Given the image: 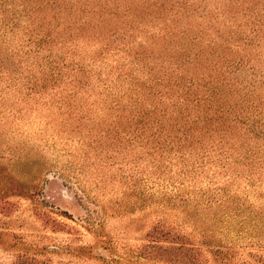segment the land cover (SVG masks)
I'll list each match as a JSON object with an SVG mask.
<instances>
[{"label":"rangeland","instance_id":"rangeland-1","mask_svg":"<svg viewBox=\"0 0 264 264\" xmlns=\"http://www.w3.org/2000/svg\"><path fill=\"white\" fill-rule=\"evenodd\" d=\"M262 132L264 0H0V264H264Z\"/></svg>","mask_w":264,"mask_h":264},{"label":"trees","instance_id":"trees-1","mask_svg":"<svg viewBox=\"0 0 264 264\" xmlns=\"http://www.w3.org/2000/svg\"><path fill=\"white\" fill-rule=\"evenodd\" d=\"M262 133H264V132H262ZM21 176L26 177V178H29V177L31 178V176H33V175L31 174V172L29 170L26 169L25 171L22 172ZM174 235H177V234H174Z\"/></svg>","mask_w":264,"mask_h":264}]
</instances>
